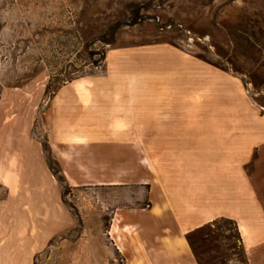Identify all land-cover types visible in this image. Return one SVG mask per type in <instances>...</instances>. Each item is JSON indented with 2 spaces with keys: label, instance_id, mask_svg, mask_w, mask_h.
I'll return each mask as SVG.
<instances>
[{
  "label": "rangeland",
  "instance_id": "obj_1",
  "mask_svg": "<svg viewBox=\"0 0 264 264\" xmlns=\"http://www.w3.org/2000/svg\"><path fill=\"white\" fill-rule=\"evenodd\" d=\"M153 44L213 68L197 91L213 95V111L244 112L229 126L249 131L264 115V0H0V264L123 263L109 238L113 208L147 203L134 183L94 185L110 178L109 135L72 144L60 130L76 126V112L56 95L102 74L107 50ZM238 234L226 218L196 231L199 264H246Z\"/></svg>",
  "mask_w": 264,
  "mask_h": 264
},
{
  "label": "crops",
  "instance_id": "obj_2",
  "mask_svg": "<svg viewBox=\"0 0 264 264\" xmlns=\"http://www.w3.org/2000/svg\"><path fill=\"white\" fill-rule=\"evenodd\" d=\"M104 67L61 88L56 100L67 97L69 116L76 112V126L60 130L72 144L109 135L110 178L94 185L134 183L147 203L113 208L109 238L122 264H198L186 234L217 218L235 223L248 264H264V115L249 131L244 121L229 126L244 112L227 104L213 111V95L197 91L213 68L180 48H111ZM214 116L224 125L213 128L206 119Z\"/></svg>",
  "mask_w": 264,
  "mask_h": 264
},
{
  "label": "trees",
  "instance_id": "obj_3",
  "mask_svg": "<svg viewBox=\"0 0 264 264\" xmlns=\"http://www.w3.org/2000/svg\"><path fill=\"white\" fill-rule=\"evenodd\" d=\"M228 220H229V219H228ZM207 224H208V223H207ZM204 225H206V224H204ZM204 225L199 226V227H197V228H195V229L189 231V232L186 234V240H187V242H188V244H189V246H190V248H191V250H192V253H193L194 257L196 258V261H197L198 264H199V262H198V259H197V253H196L195 248H194V242H193V240H192V237H193V234H194L196 231H198L199 229H201ZM235 229H236V226H235ZM236 230H237V229H236ZM238 235H239V234H238ZM238 240H239V242H241V241H240V235H239V237H238ZM241 247H242V246H241ZM242 251H243V249H242ZM243 254H244V251H243ZM244 257H245V254H244ZM245 261H246V264H248V263H247V260H246V257H245Z\"/></svg>",
  "mask_w": 264,
  "mask_h": 264
}]
</instances>
